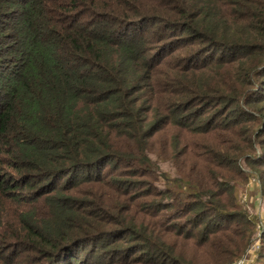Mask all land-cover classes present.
<instances>
[{
    "label": "trees",
    "instance_id": "1",
    "mask_svg": "<svg viewBox=\"0 0 264 264\" xmlns=\"http://www.w3.org/2000/svg\"><path fill=\"white\" fill-rule=\"evenodd\" d=\"M251 176L264 0H0V264H236Z\"/></svg>",
    "mask_w": 264,
    "mask_h": 264
},
{
    "label": "rangeland",
    "instance_id": "2",
    "mask_svg": "<svg viewBox=\"0 0 264 264\" xmlns=\"http://www.w3.org/2000/svg\"><path fill=\"white\" fill-rule=\"evenodd\" d=\"M159 168L165 171L168 170L166 167L163 168V166ZM240 204L247 211L248 215L256 218L257 222L255 225V236L251 245L236 262V264H250L258 256V252L261 248L260 246L264 244V239H262L264 230V196L261 195L260 182L257 181L254 176L249 178L246 187L241 192Z\"/></svg>",
    "mask_w": 264,
    "mask_h": 264
}]
</instances>
